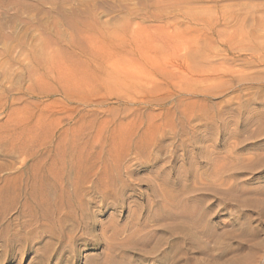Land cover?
<instances>
[{
	"label": "rangeland",
	"instance_id": "374dc122",
	"mask_svg": "<svg viewBox=\"0 0 264 264\" xmlns=\"http://www.w3.org/2000/svg\"><path fill=\"white\" fill-rule=\"evenodd\" d=\"M0 264H264V0H0Z\"/></svg>",
	"mask_w": 264,
	"mask_h": 264
},
{
	"label": "bare ground",
	"instance_id": "6f19581e",
	"mask_svg": "<svg viewBox=\"0 0 264 264\" xmlns=\"http://www.w3.org/2000/svg\"><path fill=\"white\" fill-rule=\"evenodd\" d=\"M85 26V25H84ZM80 28V27H79ZM92 29V28H91ZM92 32H93V30H92ZM95 74V73H94ZM214 160V159H213ZM223 167V166H222Z\"/></svg>",
	"mask_w": 264,
	"mask_h": 264
}]
</instances>
